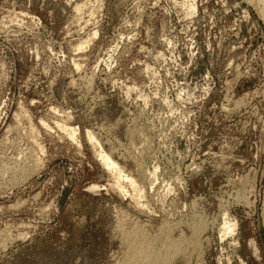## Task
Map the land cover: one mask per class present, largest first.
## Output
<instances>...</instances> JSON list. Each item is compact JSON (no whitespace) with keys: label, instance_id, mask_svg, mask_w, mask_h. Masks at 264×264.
Wrapping results in <instances>:
<instances>
[{"label":"rangeland","instance_id":"rangeland-1","mask_svg":"<svg viewBox=\"0 0 264 264\" xmlns=\"http://www.w3.org/2000/svg\"><path fill=\"white\" fill-rule=\"evenodd\" d=\"M258 2L0 0V264H264Z\"/></svg>","mask_w":264,"mask_h":264},{"label":"bare ground","instance_id":"bare-ground-1","mask_svg":"<svg viewBox=\"0 0 264 264\" xmlns=\"http://www.w3.org/2000/svg\"><path fill=\"white\" fill-rule=\"evenodd\" d=\"M258 4H259V6H262L261 7V9H263L264 10V0H259V2H258ZM256 6V5H255ZM258 6V5H257ZM264 16V15H263ZM64 113V112H63ZM68 120V119H67ZM40 122V121H39ZM59 125V124H58ZM67 128V127H66ZM73 128V127H72ZM69 129V128H68ZM73 130V129H72ZM74 131V130H73ZM86 131V130H85ZM69 132H70V130H69ZM79 132V131H78ZM88 132V131H87ZM90 132V131H89ZM72 133V132H71ZM75 133V132H74ZM91 133V132H90ZM90 133H88V138H89V141L92 143L91 145H93V148L96 146V144H98V139H97V141H96V139H95V136H93L92 134H90ZM39 134V133H38ZM84 134H86V132L84 133ZM70 136H71V134H69ZM76 135V134H75ZM74 137V136H73ZM85 137H87V136H85ZM102 145H103V143H102ZM28 148V147H27ZM100 148H102V147H100ZM36 149V148H35ZM30 150V149H29ZM28 150V151H29ZM23 151V150H22ZM103 151L104 150H101V152H99L100 154V156H101V158H102V160H103V162H104V164L106 165V166H110V167H112V170L113 171H115V173H116V175H117V173H119V171H118V163H117V165L112 161V157H110L109 156V153L107 152H105V153H103ZM25 153V152H24ZM20 155V154H19ZM25 156H26V154H25ZM19 158H21V157H19ZM114 160V159H113ZM18 161V160H17ZM39 161V160H38ZM115 161V160H114ZM16 162V161H15ZM23 162V161H22ZM18 163V162H17ZM7 164V163H6ZM17 165V164H16ZM23 165V164H22ZM19 166V165H18ZM8 167V166H7ZM26 167V166H25ZM109 167V168H110ZM10 168V167H9ZM39 168V167H38ZM119 169H120V167H119ZM200 169H201V167H200ZM6 171V170H5ZM13 171V170H12ZM15 171V170H14ZM121 171V170H120ZM36 172V171H35ZM31 173V172H30ZM26 175V174H25ZM115 175V176H116ZM117 178H118V176H117ZM26 181V180H25ZM134 181V180H133ZM118 182H120V180L118 181L117 180V184H118ZM116 184V185H117ZM120 184V183H119ZM119 184L117 185V186H119ZM132 184V183H131ZM135 186V185H134ZM97 187V186H96ZM122 187V186H121ZM120 187V188H121ZM243 200V199H242ZM226 214V213H225ZM227 216V215H226ZM227 220V219H226ZM230 221H228V222H224L225 224H226V227L229 229V230H232V227H234L233 225L234 224H231V223H229ZM234 223V222H233ZM236 224V223H235ZM234 231V230H233ZM173 234V233H172ZM177 234V233H176ZM169 240V239H168ZM174 243V242H173ZM177 243V242H176ZM149 246V245H148ZM163 246V245H162ZM171 247V246H170ZM149 248H150V246H149ZM149 248L148 249H146V247H145V249L144 248H142L141 249V247H139L138 249H139V252H138V256H139V253H140V257L142 256V257H145L146 258V260H148V261H151V262H153V264L155 263V264H157V262H158V264L160 263V261L162 260V258H165V257H162L164 254L162 253V252H164L163 250L161 251V253L163 254H158L157 252L159 251H155L154 253H152L153 251L152 250H149ZM162 248V247H161ZM141 249V250H140ZM160 255H162V256H160ZM164 260V259H163ZM144 262H145V259H144ZM162 262H164V261H162ZM166 262V261H165ZM143 263V262H142ZM135 264V263H134ZM144 264V263H143ZM148 264V263H147ZM151 264V263H150ZM161 264V263H160Z\"/></svg>","mask_w":264,"mask_h":264}]
</instances>
